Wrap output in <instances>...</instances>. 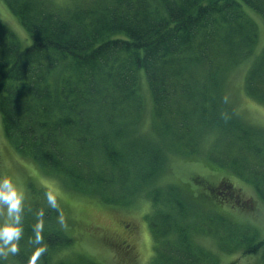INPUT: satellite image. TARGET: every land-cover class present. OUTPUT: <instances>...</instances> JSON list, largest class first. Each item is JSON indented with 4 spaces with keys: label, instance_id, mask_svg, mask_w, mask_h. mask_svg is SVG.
Segmentation results:
<instances>
[{
    "label": "trees",
    "instance_id": "obj_1",
    "mask_svg": "<svg viewBox=\"0 0 264 264\" xmlns=\"http://www.w3.org/2000/svg\"><path fill=\"white\" fill-rule=\"evenodd\" d=\"M4 2L32 39L23 48L0 22V112L16 152L70 190L110 205L149 202L151 264H221L193 238L211 225L218 250L261 253L263 264L264 238L221 213L216 200L245 209L233 189L252 188L264 204V127L234 109L226 83L259 39L245 7L264 20V0ZM243 92L264 106V49L249 64ZM175 157L204 158L226 176L206 182L211 196L189 183L163 182ZM33 194L44 197H33L29 210L20 208L14 254L21 264H33L43 248L34 264H49L74 239L56 222L48 191ZM33 216L38 223L29 220Z\"/></svg>",
    "mask_w": 264,
    "mask_h": 264
},
{
    "label": "rangeland",
    "instance_id": "obj_2",
    "mask_svg": "<svg viewBox=\"0 0 264 264\" xmlns=\"http://www.w3.org/2000/svg\"><path fill=\"white\" fill-rule=\"evenodd\" d=\"M246 13L256 22L259 31L258 43L252 57L233 69L227 78V95L234 109L250 123L264 127V106L250 100L243 92V80L251 60L261 54L264 49V20L256 12L245 7ZM0 22L9 27L16 34L23 48L32 44V39L19 19L7 8L4 0H0ZM141 77V90L146 99V118L150 116L151 98L147 81ZM204 158L175 157L170 160L169 170L162 178L163 182L176 185L189 183L205 196H211V189L206 182L216 183L225 177L222 169H214ZM172 166V168H171ZM9 178L16 189L23 194L20 208L31 209L33 197L40 189L48 191L51 204L57 211L55 218L60 228L74 239L72 246L54 253L49 264L81 263L83 260L92 264H151L153 258V239L151 229L146 219L150 212V203L145 200L132 202L129 205H110L93 194H84L70 190L58 178L49 176L42 167L27 157H21L7 139L0 112V179ZM200 178L203 182L196 181ZM232 178L234 184H239ZM242 195V204L233 205L224 197H219L216 204L221 213L231 217L238 223H244L256 228L261 238H264V204L257 200L252 188L233 189ZM220 201V204H219ZM46 198L39 201L40 207H46ZM235 203V202H233ZM208 205H213L211 201ZM208 211L209 208L197 206ZM212 212H217L209 209ZM208 211V212H211ZM222 214V215H223ZM37 217L29 220L37 222ZM9 223L8 210L0 204V227ZM40 224V223H39ZM214 227L210 226L208 234L193 233V238L200 245L212 250L220 259L221 264H260L262 254L241 256L238 252L223 253L218 250ZM2 248V245H0ZM0 264H21L16 255L0 250ZM264 264V263H263Z\"/></svg>",
    "mask_w": 264,
    "mask_h": 264
},
{
    "label": "clouds",
    "instance_id": "obj_3",
    "mask_svg": "<svg viewBox=\"0 0 264 264\" xmlns=\"http://www.w3.org/2000/svg\"><path fill=\"white\" fill-rule=\"evenodd\" d=\"M22 201L23 194L16 189L11 180L9 178L0 179V204L7 207L9 218V223L0 227V245H2L0 250L4 251L5 255L8 252L14 254L17 251L15 241H18L21 235V229L17 225L20 223L19 211ZM36 242L40 243L39 237ZM43 251V248L37 250L33 264L35 258L39 257Z\"/></svg>",
    "mask_w": 264,
    "mask_h": 264
}]
</instances>
